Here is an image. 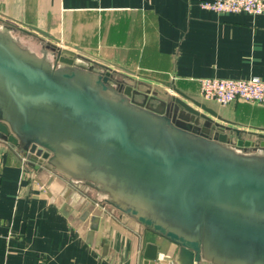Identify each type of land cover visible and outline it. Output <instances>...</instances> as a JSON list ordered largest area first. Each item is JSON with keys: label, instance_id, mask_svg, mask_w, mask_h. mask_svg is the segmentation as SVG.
<instances>
[{"label": "water", "instance_id": "1", "mask_svg": "<svg viewBox=\"0 0 264 264\" xmlns=\"http://www.w3.org/2000/svg\"><path fill=\"white\" fill-rule=\"evenodd\" d=\"M33 38L0 21V137L50 181L101 192L76 224L100 221L106 206L120 212L157 235L144 242V264H264V133L234 146L238 130L171 82L148 77L180 96L126 76L118 91L116 68L135 71Z\"/></svg>", "mask_w": 264, "mask_h": 264}, {"label": "crops", "instance_id": "2", "mask_svg": "<svg viewBox=\"0 0 264 264\" xmlns=\"http://www.w3.org/2000/svg\"><path fill=\"white\" fill-rule=\"evenodd\" d=\"M201 1L0 0V21L30 29L37 43L121 65L136 74L116 68L120 76L180 96L148 77L171 82L217 116L187 100L194 108L238 130L229 135L244 147L251 133H264V104L205 101L198 80L264 79V13H219ZM23 157L0 137V264H144V242L157 235L109 206L100 221L76 224L82 209L97 207L104 196L58 174L50 181ZM163 249L173 255V244L164 242Z\"/></svg>", "mask_w": 264, "mask_h": 264}, {"label": "built area", "instance_id": "3", "mask_svg": "<svg viewBox=\"0 0 264 264\" xmlns=\"http://www.w3.org/2000/svg\"><path fill=\"white\" fill-rule=\"evenodd\" d=\"M204 9L219 13L263 14L264 0H202ZM200 96L205 101L227 105L235 101L264 104V79L203 77L198 80ZM23 160H29L24 155ZM170 264H178L174 259Z\"/></svg>", "mask_w": 264, "mask_h": 264}, {"label": "flooded vegetation", "instance_id": "4", "mask_svg": "<svg viewBox=\"0 0 264 264\" xmlns=\"http://www.w3.org/2000/svg\"><path fill=\"white\" fill-rule=\"evenodd\" d=\"M120 76V75H119ZM120 78L122 79L121 81H120V84H117L116 85V87H115V89L116 90H118V91H123L124 90V77H122V76H120ZM137 98L138 99H140L141 98V96H137ZM171 117H172V114L170 113L169 114ZM193 130H195V131H197V132H200L201 134H204V131H202L200 128H196L195 127V129H193ZM82 184V183H81ZM90 188V187H89ZM93 191H95L96 193H101V192H98L97 190H95V189H93V188H91Z\"/></svg>", "mask_w": 264, "mask_h": 264}, {"label": "rangeland", "instance_id": "5", "mask_svg": "<svg viewBox=\"0 0 264 264\" xmlns=\"http://www.w3.org/2000/svg\"><path fill=\"white\" fill-rule=\"evenodd\" d=\"M117 69H118V68H117ZM122 71H123V70H122ZM188 127H190V128H191V130H192V129H195V127H193V126H188Z\"/></svg>", "mask_w": 264, "mask_h": 264}]
</instances>
